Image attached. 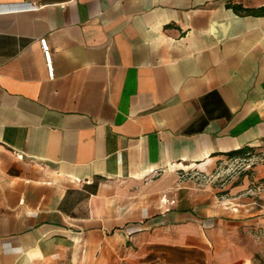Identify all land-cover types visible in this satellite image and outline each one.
Instances as JSON below:
<instances>
[{
  "label": "crops",
  "instance_id": "0c3cea01",
  "mask_svg": "<svg viewBox=\"0 0 264 264\" xmlns=\"http://www.w3.org/2000/svg\"><path fill=\"white\" fill-rule=\"evenodd\" d=\"M262 147L264 0H0V264H264Z\"/></svg>",
  "mask_w": 264,
  "mask_h": 264
},
{
  "label": "rangeland",
  "instance_id": "374dc122",
  "mask_svg": "<svg viewBox=\"0 0 264 264\" xmlns=\"http://www.w3.org/2000/svg\"><path fill=\"white\" fill-rule=\"evenodd\" d=\"M257 164H264V147L253 150L242 158L226 160L221 165L222 181L228 180L233 175H240L244 170Z\"/></svg>",
  "mask_w": 264,
  "mask_h": 264
},
{
  "label": "built area",
  "instance_id": "2783aa9c",
  "mask_svg": "<svg viewBox=\"0 0 264 264\" xmlns=\"http://www.w3.org/2000/svg\"><path fill=\"white\" fill-rule=\"evenodd\" d=\"M39 45L44 57L45 65L47 68L48 76L52 78L53 76V71H52V64H51V56H50V51H49V46L46 42L45 39H40L39 40ZM204 179V178H203Z\"/></svg>",
  "mask_w": 264,
  "mask_h": 264
},
{
  "label": "trees",
  "instance_id": "16d2710c",
  "mask_svg": "<svg viewBox=\"0 0 264 264\" xmlns=\"http://www.w3.org/2000/svg\"><path fill=\"white\" fill-rule=\"evenodd\" d=\"M233 9V11L237 14H241L242 13H246V14H254L253 11H250V10H245V9H242L241 7H238V6H233L231 7ZM251 150L248 149V148H244V149H241V150H238V151H235V152H230L228 154L229 157L231 158H242L244 157L246 154H248Z\"/></svg>",
  "mask_w": 264,
  "mask_h": 264
}]
</instances>
